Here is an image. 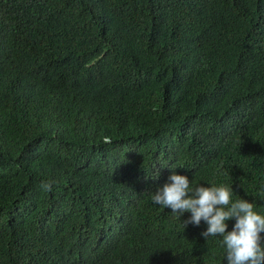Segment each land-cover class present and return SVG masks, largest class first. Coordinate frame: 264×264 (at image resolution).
<instances>
[{"label":"trees","instance_id":"16d2710c","mask_svg":"<svg viewBox=\"0 0 264 264\" xmlns=\"http://www.w3.org/2000/svg\"><path fill=\"white\" fill-rule=\"evenodd\" d=\"M170 167L264 214V0H0V264H227Z\"/></svg>","mask_w":264,"mask_h":264},{"label":"clouds","instance_id":"9594fccd","mask_svg":"<svg viewBox=\"0 0 264 264\" xmlns=\"http://www.w3.org/2000/svg\"><path fill=\"white\" fill-rule=\"evenodd\" d=\"M167 181L151 194L153 203L169 208L180 219L185 212L190 213L182 221L199 226L203 220L207 228L201 236L222 237L227 264H264V214L255 210L253 202L244 198L233 200V189L224 184H192L186 175L177 174L172 168ZM53 181L42 182L41 188L51 191ZM264 199V189L261 191ZM235 223L228 230L227 221Z\"/></svg>","mask_w":264,"mask_h":264}]
</instances>
